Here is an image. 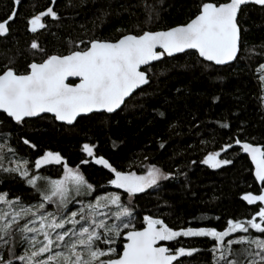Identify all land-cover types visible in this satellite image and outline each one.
<instances>
[{"label":"snow or ice","instance_id":"obj_1","mask_svg":"<svg viewBox=\"0 0 264 264\" xmlns=\"http://www.w3.org/2000/svg\"><path fill=\"white\" fill-rule=\"evenodd\" d=\"M22 3L12 0L6 19L0 21V36L9 34ZM248 3L264 6V0H202L198 13L186 24L162 31L141 29L115 41H81L83 49L76 45L77 50L66 55L45 54L20 73L5 66L0 73V114L21 127L30 122L27 118H46L41 114H51L48 118L55 122L73 125L78 117L89 113L121 109L126 98L149 83L152 62L164 57L184 54L198 56L200 63L228 64L238 53V12ZM45 18L60 17L48 6L26 19V31L36 33L45 28ZM30 48L44 52L36 41ZM256 71L264 87V63ZM69 78H77L78 82H69ZM220 127L229 125L222 123ZM10 135L4 134L0 143V171L17 174L39 199L26 205L20 197L9 199L7 192H0V264H181L180 257H190L199 249L160 243L182 245L179 237L214 241L209 249L212 264H264V147L237 138L219 150L206 152L199 161L218 169L232 163L220 158L222 152L238 146L247 154L255 180L261 184L259 194L242 196L248 205L256 206L250 218L228 219L221 230L215 226L174 230L163 219L150 215L143 216L142 227L137 228L135 198L149 189H159L161 181L184 175L179 168L166 172L149 164L142 174L119 170L97 156L94 145L84 143L81 150L90 160L81 159L80 163L100 165L111 174L107 182L116 191L105 189L101 193L79 165L70 166L59 152L45 150L34 162L15 158L16 151L8 143ZM21 139L24 145L37 149L28 138ZM159 146L164 148V142ZM49 166L62 169L58 178L43 174ZM21 248L23 251H18Z\"/></svg>","mask_w":264,"mask_h":264},{"label":"trees","instance_id":"obj_2","mask_svg":"<svg viewBox=\"0 0 264 264\" xmlns=\"http://www.w3.org/2000/svg\"><path fill=\"white\" fill-rule=\"evenodd\" d=\"M201 2L56 0L53 5L52 0H23L9 34L0 36V73L5 66L23 72L33 60L40 61L45 54L66 55L77 50L76 45L83 49L85 44L81 41H115L141 29L161 31L186 24L198 13ZM11 5L12 0H0V21L6 19ZM48 6L60 18H45L46 27L36 33L26 31V19ZM238 25L239 52L231 65L200 63L198 56L184 54L164 57L148 71V85L133 94L115 114H92L72 126L44 116L22 127L0 114V143L4 134L10 133L8 143L16 151L15 158L30 162L45 150L59 152L70 166L79 165L86 179L101 193L105 189L112 191L107 182L111 174L100 165L80 163L81 159L90 160L81 150L84 143L94 145V153L119 170L142 174L149 164L166 172L179 168L184 175L161 181L159 189L137 194V228L142 227L145 215L163 219L174 230L188 226H215L221 230L228 219L250 218L256 206L248 205L242 196L259 194L261 185L254 180L251 164L239 147L221 153V159L232 163L218 169L199 163L206 152L219 150L237 138L264 147V94L256 71L264 63V6H244ZM33 41L44 52L31 49ZM222 123L229 127H220ZM21 137L31 140L37 149L24 145ZM161 142L164 148H160ZM42 171L58 178L62 169L49 166ZM0 192H7L9 199L20 197L26 205L39 199L15 173L0 171ZM177 239L182 245L165 244L199 249L181 259V264H212L209 249L214 241L200 237ZM4 255L7 258V253Z\"/></svg>","mask_w":264,"mask_h":264},{"label":"water","instance_id":"obj_3","mask_svg":"<svg viewBox=\"0 0 264 264\" xmlns=\"http://www.w3.org/2000/svg\"><path fill=\"white\" fill-rule=\"evenodd\" d=\"M250 4H254V3H248V4H245V5H241V8H240V10H239V12H238V16H239V13H240V11H241V9L244 7V6H247V5H250ZM237 19H238V17H237ZM162 31V30H161ZM240 42V41H239ZM90 46V45H89ZM238 52H239V45H238ZM177 55H181V54H176V56ZM237 55H238V53H237ZM236 59V58H235ZM235 59L233 60V61H230L228 64H225V65H215L214 63H212V62H207V61H205V62H207V63H210V64H213V65H215V66H228V65H231L232 63H234V61H235ZM157 62H159V61H154V62H152V65L154 64V63H157ZM145 66H142V68H144ZM69 82H78V79L77 78H69ZM146 85H148V84H146ZM146 85H143L142 86V88H144ZM141 88V89H142ZM140 89H137L133 94H135L137 91H139ZM132 94V95H133ZM131 97V96H130ZM129 97V98H130ZM129 98H126V101L129 99ZM124 105H122V107H123ZM121 107V108H122ZM120 109H118L116 112H118ZM116 112H114V113H106V112H100V113H89V114H87V115H85V116H83V117H87V116H90V115H92V114H106V115H112V114H115ZM42 116H51V114H41ZM80 118H82V117H78L77 118V120L78 119H80ZM27 119H29V120H34V119H37V117H34V118H27ZM58 124H62V125H64V126H72V125H66V124H63L62 122H57ZM74 124H75V122H74ZM73 124V125H74ZM253 146H258V145H254V144H252ZM241 154L243 155V156H245V157H247V159L249 160V162H250V164H251V160H250V158L247 156V154L246 153H244V152H242L241 151ZM251 167H252V174H253V177H254V180H255V176H254V166L251 164ZM256 181V180H255ZM256 183L258 184V185H261L259 182H257L256 181ZM161 244H163V245H166L165 244V242H160ZM185 257H187V256H184V257H180L179 258V260H181V259H183V258H185ZM176 262H174V264H175Z\"/></svg>","mask_w":264,"mask_h":264},{"label":"rangeland","instance_id":"obj_4","mask_svg":"<svg viewBox=\"0 0 264 264\" xmlns=\"http://www.w3.org/2000/svg\"><path fill=\"white\" fill-rule=\"evenodd\" d=\"M263 94H264V87H263ZM263 104H264V95H263ZM111 188V186H110ZM112 189V188H111ZM112 191H116L115 189H112ZM126 195V194H125Z\"/></svg>","mask_w":264,"mask_h":264}]
</instances>
